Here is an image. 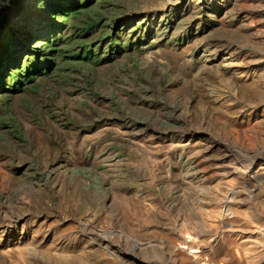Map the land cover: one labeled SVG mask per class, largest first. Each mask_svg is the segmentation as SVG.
<instances>
[{
    "label": "rangeland",
    "instance_id": "374dc122",
    "mask_svg": "<svg viewBox=\"0 0 264 264\" xmlns=\"http://www.w3.org/2000/svg\"><path fill=\"white\" fill-rule=\"evenodd\" d=\"M263 5L0 0V264L263 263Z\"/></svg>",
    "mask_w": 264,
    "mask_h": 264
},
{
    "label": "bare ground",
    "instance_id": "6f19581e",
    "mask_svg": "<svg viewBox=\"0 0 264 264\" xmlns=\"http://www.w3.org/2000/svg\"><path fill=\"white\" fill-rule=\"evenodd\" d=\"M263 8H264V5H263ZM263 12H264V9H263ZM263 156H264V152H260L259 155H255V159H260V160H261V158L264 159ZM236 255H237L238 257H240L238 253H236ZM232 261H233V259H232ZM261 264H264V262L261 263Z\"/></svg>",
    "mask_w": 264,
    "mask_h": 264
},
{
    "label": "trees",
    "instance_id": "16d2710c",
    "mask_svg": "<svg viewBox=\"0 0 264 264\" xmlns=\"http://www.w3.org/2000/svg\"><path fill=\"white\" fill-rule=\"evenodd\" d=\"M66 15H68L67 13H66ZM66 17V16H65Z\"/></svg>",
    "mask_w": 264,
    "mask_h": 264
}]
</instances>
